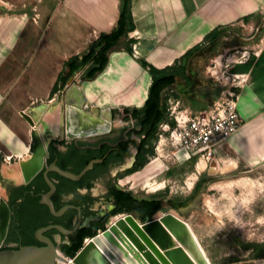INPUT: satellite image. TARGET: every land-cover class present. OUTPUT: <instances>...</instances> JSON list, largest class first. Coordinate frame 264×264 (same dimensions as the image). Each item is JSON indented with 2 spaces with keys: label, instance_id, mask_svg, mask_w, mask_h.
Here are the masks:
<instances>
[{
  "label": "crops",
  "instance_id": "crops-1",
  "mask_svg": "<svg viewBox=\"0 0 264 264\" xmlns=\"http://www.w3.org/2000/svg\"><path fill=\"white\" fill-rule=\"evenodd\" d=\"M263 9L264 0H0V153L34 154L48 109L56 113L54 105L75 82L88 103L115 114L144 106L153 82L144 62L174 74L165 101L204 109L222 87L201 63L236 49L229 53L231 71L247 77L238 106L243 124L215 155L234 160L229 172L264 169ZM110 38L119 39L108 45ZM253 48L241 61L242 51ZM190 50L196 51L188 56Z\"/></svg>",
  "mask_w": 264,
  "mask_h": 264
},
{
  "label": "rangeland",
  "instance_id": "rangeland-1",
  "mask_svg": "<svg viewBox=\"0 0 264 264\" xmlns=\"http://www.w3.org/2000/svg\"><path fill=\"white\" fill-rule=\"evenodd\" d=\"M260 30H262V37L264 29L260 27ZM261 37L251 44L252 47H258L255 43L260 41ZM235 50L221 49L212 53L211 60L201 63L203 66L202 70L210 76L212 70L216 73V77H222L221 69L226 63L225 58ZM212 59H216L217 68L214 65L210 66L212 65ZM63 99H60L54 105L57 110L56 115L61 108L62 120H64L65 112ZM164 107L166 120H168L170 117L168 100L165 102ZM55 114H49L45 123L55 117ZM124 115L122 112L116 113L114 115L115 122L123 119ZM159 125L160 123L157 126L154 137L148 142L152 151L148 155L143 153L138 157V160L140 159L144 164L140 166L141 163H139L138 166H133L131 171H116L113 181L138 196L163 198V208L155 211L151 219H154L160 210L175 211L180 216L176 218L182 219L186 223L191 234V240L194 242L195 250L205 261L207 258L209 264H259L258 258L264 257V169L240 167L235 171L229 172L226 171V168L234 165L233 159L228 160V158L217 155L211 158H204L200 154H191L184 151L174 155L173 150L169 146L160 150L159 156L156 153L159 143V136L157 135ZM41 131L42 129L40 128L39 134ZM34 156L32 154L30 157L13 159L11 162L3 160L0 156V205L4 198L5 185H10V183L21 177L24 173L23 160L26 162L30 161L28 165H32ZM201 162L205 163V168L202 171L199 170ZM8 165H16L18 167L22 165L21 173L18 176L6 174L5 167ZM28 165L27 167H29ZM200 179L199 191L191 204L179 206V201L185 200L193 194L195 186ZM210 179L221 181L211 186L209 184ZM190 182H193L192 187ZM121 213L128 214L131 212ZM121 213L115 215H122ZM115 215L110 216L106 224L107 228L111 224L113 217H116ZM134 215L136 216V214ZM174 233L175 237L172 236L173 238L167 235L171 245L170 249H175L176 247L174 246L179 242H183L182 244L184 245L178 246V248L184 249L190 262L200 264L198 261L193 260L187 252V250L189 252L190 250L187 247V243H185L186 239H181L177 230H174ZM162 246L164 247L163 244ZM185 247L187 250H185ZM150 248L145 253V263L156 264V261H159V257H157L154 247L150 246ZM170 249L167 248L166 250ZM160 252L170 261L167 254ZM190 253L192 254V252ZM184 262V264H187L186 260Z\"/></svg>",
  "mask_w": 264,
  "mask_h": 264
},
{
  "label": "flooded vegetation",
  "instance_id": "flooded-vegetation-1",
  "mask_svg": "<svg viewBox=\"0 0 264 264\" xmlns=\"http://www.w3.org/2000/svg\"><path fill=\"white\" fill-rule=\"evenodd\" d=\"M125 118L127 121L124 126L119 129L115 127L108 134L86 139H73V142H67L69 140L65 138V133H63L62 139H56L54 142L50 140L47 146L48 155L43 167L30 181L26 182L23 175L19 181L5 185L7 196L4 199L7 200L11 212L5 248H19L21 245L31 244L43 245L38 238L37 231L51 224H60L67 229H74L79 225L71 235H63L56 229L44 231V235L54 239L61 247L70 244L79 236V229L101 222L116 208L115 190L127 192L128 196L125 204L128 206L134 204L144 205L146 199H156L154 196H138L110 180L107 185V194L104 197V199L109 198L108 202H106L107 200L104 201L108 203V206L97 208L95 205L99 197L94 194V187L97 185V181L99 182L100 175L106 171L109 172L114 167H118V171L130 170L138 163V157L143 148L150 147L148 143L143 144L146 135L137 133V130L140 129L138 121L127 118L126 115ZM129 121L130 123H128ZM102 143H108L113 148L104 157H99L103 158V161L96 163L79 180L72 181L55 170L49 171V178L55 184V190L49 197L54 209L59 211L65 206H73L68 208L62 215H54L47 203L48 194L52 189L45 178L46 170L54 162L63 169V165L67 164L68 161L75 165L80 162V159L90 154L88 150ZM130 156L134 158L131 164L128 165L127 158ZM74 182H76V185H73ZM132 195L137 201H134ZM103 205L101 204V206Z\"/></svg>",
  "mask_w": 264,
  "mask_h": 264
},
{
  "label": "water",
  "instance_id": "water-1",
  "mask_svg": "<svg viewBox=\"0 0 264 264\" xmlns=\"http://www.w3.org/2000/svg\"><path fill=\"white\" fill-rule=\"evenodd\" d=\"M144 106L137 107L138 109H142ZM64 133L65 138L69 141L73 142V139H86L94 136L104 135L110 133L115 127L117 129L124 126L127 121L124 115V118L115 122L114 115L115 112L111 107H96L92 106L87 102L86 96L78 83L70 84L65 92H64ZM133 122V121H131ZM130 123V121L128 122ZM40 142L37 149L34 152V159L32 161V165H28L25 160H23L22 165L24 166V179L26 182L30 181V179L43 167V163L46 160V156L48 155L47 146L51 142L56 141V139L63 138V130H62V113L61 108L57 115L52 118L46 126L42 129L39 134ZM135 151V149H133ZM133 156L127 158L128 165L131 164L133 160ZM103 161V158H95L91 160L80 173H75L70 169H63L54 162L50 168H48L45 172V178L49 182L51 186V192L48 194V205L51 208V211L54 215L59 216L62 215L68 208L73 207L72 205H68L60 209L59 211L55 210L52 202L49 200V197L55 190L54 182L49 178V171L55 170L63 177L70 179L72 181H77L83 177L89 170H91L96 163H100ZM27 165L29 167H27ZM32 166V167H31ZM32 168L30 171L29 169ZM116 171H118V167H114L110 169V171H106L100 175L99 182L97 181V185L94 187V194L99 198L96 200V207H107L109 198H105L107 194V185L110 180L115 179ZM22 175V176H23ZM22 177H19L15 181H19ZM73 185H76L75 182ZM7 196L6 190L3 194V197ZM107 200V201H106ZM106 201V202H104ZM101 204H104L101 206ZM128 218L136 221L133 213H128ZM10 207L6 199H2L0 205V264H63L62 262H57L56 258L60 257L58 254V250L63 252L62 249L58 246L56 241L46 235H44V231L50 229H56L63 235H71L76 229L79 227L76 226L74 229H67L60 224H51L46 227H43L37 231L39 240L43 243V245H21L19 248H5V240L8 235L9 225H10ZM138 218V217H137ZM172 226L176 228L177 233L180 238L186 239L187 247L195 256L197 261L200 264H206L205 259L200 256V254L195 250L194 242L191 240L190 232L184 220L175 218L171 216ZM153 219L143 221L145 225H147L151 234H153L164 247H171L169 243V239L166 234L160 232L154 225H151ZM121 224V222H119ZM150 225V226H148ZM97 229V228H96ZM107 226L103 230V232H107ZM99 232L93 235L91 238H95L98 240ZM147 239V238H145ZM146 243L154 247L156 254L159 257V262L156 261V264H184V260L187 261V264H194V262H190L188 260V255L186 256V252L182 248H175L167 250V257L170 261L164 257V255L155 248L149 240H146ZM94 244L87 243L85 241L82 248L71 258L74 259L75 264H102L101 261L95 256V252H93ZM120 252H118L119 257L124 256L125 264H137L136 261L130 257V254L123 249L122 247H118ZM64 253V252H63ZM123 254V256L121 254ZM65 254V253H64ZM68 256V255H66ZM65 260V259H64ZM67 261V260H66ZM107 264H110L107 262Z\"/></svg>",
  "mask_w": 264,
  "mask_h": 264
},
{
  "label": "built area",
  "instance_id": "built-area-1",
  "mask_svg": "<svg viewBox=\"0 0 264 264\" xmlns=\"http://www.w3.org/2000/svg\"><path fill=\"white\" fill-rule=\"evenodd\" d=\"M262 13L261 27L264 29V9ZM256 50L253 48L242 51L240 60H247L252 51ZM231 56L232 54H228L225 58L226 63L221 69L222 77H216V73L211 70L209 76L222 87L220 95L211 105L201 110H193L178 99L169 100L170 117L160 123L157 132V155L160 156V150L169 146L174 155L184 151L211 158L216 154V150L242 127L243 120L238 106L241 88L245 86L247 77L231 71ZM213 65L216 66V59H212L210 66ZM0 156L7 162L15 159L5 153H0Z\"/></svg>",
  "mask_w": 264,
  "mask_h": 264
},
{
  "label": "trees",
  "instance_id": "trees-1",
  "mask_svg": "<svg viewBox=\"0 0 264 264\" xmlns=\"http://www.w3.org/2000/svg\"><path fill=\"white\" fill-rule=\"evenodd\" d=\"M216 33H217V30H214L209 35V37L211 39H214L216 36ZM118 39L119 38H110L106 40V43L108 45H111L114 42L116 43ZM109 47L111 46L106 47L107 50L109 49ZM195 51L196 50H190L187 52V55L191 56L193 55ZM100 62L103 63L104 58H102ZM143 65L149 68L150 73L152 74V77H153V82L150 88L149 96L142 109H138V108H134L132 110L125 109V115L127 118L136 119L138 121V124L140 125V129L137 130V133L146 135V138L143 142V144H146L149 142L151 138L154 137L158 124L166 119L165 109H164L165 102H166L164 99L165 98L164 89L174 83V74L169 73V69L167 68L157 69L147 64L146 62H144ZM96 72L97 70L94 71L90 76L95 75ZM112 148L113 146L108 143L98 144L94 148L88 150L90 151V154L80 159V162H78L77 164L72 165L71 164L72 162L68 161L67 164L63 165L64 169H67V170L70 169L71 171H74L75 173H79L90 162V160L94 158L104 157V155ZM151 151L152 150H150V147L143 148V151L140 154V156L143 153L145 155H148V153ZM139 163H141L140 166L144 164L143 161L139 159V162L135 166H138ZM200 184L199 182L197 183V185L195 186V190L193 191V194L191 196H189L185 200L179 201V206H187L191 204V202L194 200V197L197 195L196 193L199 191ZM127 196H128L127 192L122 191V190H115L114 197L117 200L116 208L101 222H96L91 226L83 227L79 229L78 230L79 236L74 241H72L71 244L63 245L61 247L62 251L70 257L74 256L84 245L85 238L92 237L93 235H95L96 228L98 226H101V227L103 226L105 228V223L108 221V219L112 215L128 211V212L136 214L137 217L146 221L152 217L155 211L163 208L164 206V200L163 198H160V197H156V199H153V200L146 199L144 201L145 202L144 205L134 204V205L128 206L125 204ZM132 198L134 199V201H137L133 197V195H132Z\"/></svg>",
  "mask_w": 264,
  "mask_h": 264
},
{
  "label": "bare ground",
  "instance_id": "bare-ground-1",
  "mask_svg": "<svg viewBox=\"0 0 264 264\" xmlns=\"http://www.w3.org/2000/svg\"><path fill=\"white\" fill-rule=\"evenodd\" d=\"M215 67H218L217 63ZM47 113L55 114L53 109H48ZM29 162H27V164ZM21 167L23 166L21 165L20 167H18L16 165H8L5 167V173L8 175L10 174L13 176H18L19 173H21L22 171ZM204 167L205 163L201 162L200 169L202 170ZM190 186H193V182H190ZM121 214L122 215H116V217H113L112 222L107 229V232H103V230L100 231L98 240L95 238H88L87 243L94 244L93 252H95V256L101 261L102 264H107V262H109L110 264H125L123 254L120 253L123 257H119L118 255V252H120L118 247H122L123 249H125L130 254V257H132L137 264H146L145 253L149 249H151L150 246L146 243V240H149V242L155 245V248L167 254V250L164 249L161 241L158 240L153 234H151L147 225L141 222L135 215L134 217L136 218V221L131 218H128L129 214L127 213ZM172 215H175V218L177 216L180 217L175 211L170 212L160 210L150 224L154 225L158 230H160V232L165 233L166 236L169 235L170 237H175L174 230H176V228L173 227L172 224H170L173 220V218H171ZM119 222H121V224H119ZM182 243L179 242L174 247L178 248V246L184 245ZM185 250H187L186 247ZM187 252L193 260L197 261L196 258L190 253L191 251L189 252L187 250ZM58 254L63 259L57 257V262H62L63 264H75L74 259L70 256H66V254L59 250ZM206 263H208L207 258Z\"/></svg>",
  "mask_w": 264,
  "mask_h": 264
}]
</instances>
